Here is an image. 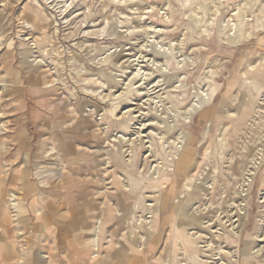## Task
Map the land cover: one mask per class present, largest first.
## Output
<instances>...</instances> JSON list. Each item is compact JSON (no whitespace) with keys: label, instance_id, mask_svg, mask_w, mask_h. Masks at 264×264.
I'll return each mask as SVG.
<instances>
[{"label":"rangeland","instance_id":"obj_1","mask_svg":"<svg viewBox=\"0 0 264 264\" xmlns=\"http://www.w3.org/2000/svg\"><path fill=\"white\" fill-rule=\"evenodd\" d=\"M0 7L3 262L67 264V237L33 224L66 173L130 196L121 253L264 264V0Z\"/></svg>","mask_w":264,"mask_h":264},{"label":"crops","instance_id":"obj_2","mask_svg":"<svg viewBox=\"0 0 264 264\" xmlns=\"http://www.w3.org/2000/svg\"><path fill=\"white\" fill-rule=\"evenodd\" d=\"M63 175L67 176L64 173ZM76 182L70 177V185L65 187L67 197H63V194L57 195L64 200L65 208H59L60 204L57 200L60 198H58L54 201V206L48 205L44 211L53 213V217L47 221L38 219L33 223L34 227L46 228L50 239L63 240L67 237V240H64L67 241V264H147L148 256L144 253L137 255L130 251L127 255L121 253L120 247L117 246L119 243L115 240L117 235L123 234L124 228L128 225L131 212L128 205L130 196L126 198V202H120V198L115 196H119L120 192L116 185L115 187L113 185L114 191H110L100 187L99 184L91 186L89 180H83L82 177L78 186ZM60 211L65 212L62 214ZM98 217L100 221L97 220ZM97 227H100L99 252L94 257L92 241ZM5 255L0 253L2 264H7L3 262L6 259Z\"/></svg>","mask_w":264,"mask_h":264},{"label":"bare ground","instance_id":"obj_3","mask_svg":"<svg viewBox=\"0 0 264 264\" xmlns=\"http://www.w3.org/2000/svg\"><path fill=\"white\" fill-rule=\"evenodd\" d=\"M1 8V7H0ZM28 40V39H27ZM53 84V83H52ZM4 87V86H3ZM259 95V94H258ZM252 100V99H251ZM139 106V105H138ZM139 109V108H138ZM192 114V113H191ZM126 115V114H125ZM132 116V115H131ZM128 118V117H127ZM244 119V118H243ZM122 120V119H121ZM127 120V119H126ZM240 120V119H239ZM119 121V120H118ZM126 121L124 120V123H125ZM121 123H122V121H121ZM121 125V124H120ZM126 125H127V123H126ZM125 125V126H126ZM122 126V125H121ZM236 126V125H235ZM2 127V126H1ZM237 127V126H236ZM7 129V128H6ZM239 129V128H238ZM242 130V129H241ZM233 134V133H232ZM237 136V135H236ZM110 138V137H109ZM116 139V138H115ZM114 139V140H115ZM117 141V140H116ZM257 143V142H256ZM124 148V147H123ZM122 147H121V149H123ZM116 149V148H115ZM150 149V148H149ZM120 151H122V150H120ZM127 152V151H126ZM108 153V152H107ZM127 154V153H126ZM129 155V154H128ZM127 157H129V156H127ZM75 158V157H74ZM126 158V157H125ZM58 159L61 161V163L63 162L62 160H61V158H60V156H58ZM102 159V158H101ZM73 160V159H72ZM126 160V159H125ZM125 160H124V162H125ZM74 162H76V161H74ZM112 162V161H111ZM127 163H129L128 161H126ZM71 164V163H70ZM107 164V163H106ZM108 165V164H107ZM110 165V164H109ZM64 168V167H63ZM65 169V168H64ZM69 171V170H68ZM184 171V170H183ZM64 174H66V173H64ZM126 181H128L127 179H125ZM189 180V179H188ZM129 183V182H128ZM70 185V175L69 174H67V186H69ZM69 195V194H68ZM16 196V195H15ZM14 196V194H13V196L11 197V199L6 203V205H7V208H8V204H10V203H12V206L14 207V209L13 210H17L18 209V211H19V202L16 200V197ZM144 202V201H143ZM154 202V201H153ZM182 202H184V201H182ZM9 207H10V205H9ZM12 207V208H13ZM18 207V208H17ZM97 208V207H96ZM95 208V209H96ZM8 210H10V209H8ZM21 210V209H20ZM38 210V209H37ZM238 210V209H237ZM91 211H93V210H91ZM95 211V210H94ZM11 213V212H10ZM51 213H48V217H44V219L43 220H46L47 221V219L49 220L50 218H51ZM99 215V214H98ZM219 215V214H218ZM15 218H17V222L18 223H20V225H21V223H22V221L20 222L19 220H21V216H20V213H18V214H16L15 216H14ZM101 217V216H100ZM97 218V217H96ZM99 218V217H98ZM102 218V217H101ZM97 220H99L100 221V218L99 219H97ZM96 221V220H95ZM103 221V220H102ZM101 221V222H102ZM144 221V220H143ZM142 221V222H143ZM92 224H93V222H92ZM148 224V223H147ZM100 225H102V224H100ZM100 225H98V226H100ZM95 226H97L96 225V223H95ZM102 228V227H101ZM230 228H231V226H230ZM69 230V229H68ZM100 227H97L96 229H95V231H96V233L94 234V236H93V241H92V244H93V248H94V257H96L97 255H98V252H99V246H98V242H99V236H100ZM181 234V233H180ZM188 236V235H187ZM214 237V236H213ZM11 239H13V238H11ZM142 239V238H141ZM143 239H144V237H143ZM185 241V240H184ZM188 244H189V242H188ZM195 244V243H194ZM191 245V244H190ZM189 245V246H190ZM117 246H119V245H117ZM195 246H196V244H195ZM192 247V246H191ZM193 249V248H192ZM196 249V248H195ZM46 253V252H45ZM13 258V257H12ZM24 258V257H23ZM232 258V257H231ZM91 259V258H90ZM39 260H41V261H43V264H53V261L51 260V257H50V255L48 254V255H46V257L44 256H39ZM103 260V259H102Z\"/></svg>","mask_w":264,"mask_h":264}]
</instances>
